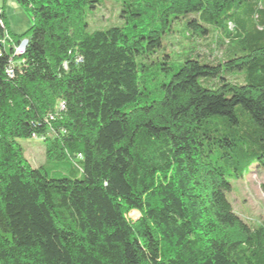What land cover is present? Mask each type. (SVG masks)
I'll list each match as a JSON object with an SVG mask.
<instances>
[{"label": "trees", "instance_id": "16d2710c", "mask_svg": "<svg viewBox=\"0 0 264 264\" xmlns=\"http://www.w3.org/2000/svg\"><path fill=\"white\" fill-rule=\"evenodd\" d=\"M1 1L0 264H264V222L226 199L264 172V0H117L123 23L93 30L105 0H12L19 36ZM184 19L205 43L174 63Z\"/></svg>", "mask_w": 264, "mask_h": 264}, {"label": "rangeland", "instance_id": "374dc122", "mask_svg": "<svg viewBox=\"0 0 264 264\" xmlns=\"http://www.w3.org/2000/svg\"><path fill=\"white\" fill-rule=\"evenodd\" d=\"M117 3H119L117 0H105L101 7H97L94 10L87 8L85 13L86 21L92 30L104 28L112 23H123L122 19H117L119 16ZM1 6L2 1L0 0ZM4 11L8 30L12 34L19 36L30 28V17L12 0L5 2ZM171 28V32L162 36V46L170 54L174 63L191 50L199 51V44L205 43L204 38L189 37L185 19L175 21ZM217 36L220 39L223 38L220 33L216 34V39ZM19 145L23 150L24 158L32 168L46 165L50 178H59L63 175L69 176L71 165L74 164L70 160L46 164L44 144L41 141L33 139L21 140ZM76 163L78 162L76 161ZM263 183V170H254L252 174H244L242 179L230 180L231 190L226 193V199L232 206L233 211L254 228H258L264 222V193L260 188ZM139 217L140 215L137 212H131L127 215L129 221H136Z\"/></svg>", "mask_w": 264, "mask_h": 264}, {"label": "built area", "instance_id": "2783aa9c", "mask_svg": "<svg viewBox=\"0 0 264 264\" xmlns=\"http://www.w3.org/2000/svg\"><path fill=\"white\" fill-rule=\"evenodd\" d=\"M1 42V39H0ZM26 41H22L20 45L15 49V54L20 55L23 53L24 47H25ZM8 76H12V70L9 68L7 69Z\"/></svg>", "mask_w": 264, "mask_h": 264}]
</instances>
